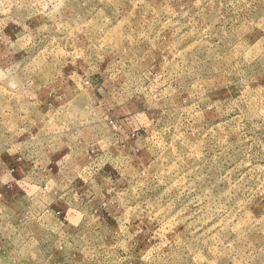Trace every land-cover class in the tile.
Wrapping results in <instances>:
<instances>
[{
	"label": "rangeland",
	"instance_id": "obj_1",
	"mask_svg": "<svg viewBox=\"0 0 264 264\" xmlns=\"http://www.w3.org/2000/svg\"><path fill=\"white\" fill-rule=\"evenodd\" d=\"M0 264H264V0H0Z\"/></svg>",
	"mask_w": 264,
	"mask_h": 264
}]
</instances>
